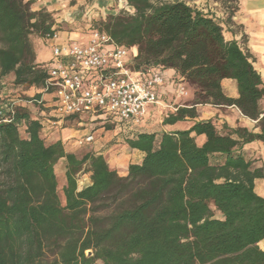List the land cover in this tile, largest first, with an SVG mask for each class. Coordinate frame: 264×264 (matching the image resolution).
Returning a JSON list of instances; mask_svg holds the SVG:
<instances>
[{"label":"trees","instance_id":"16d2710c","mask_svg":"<svg viewBox=\"0 0 264 264\" xmlns=\"http://www.w3.org/2000/svg\"><path fill=\"white\" fill-rule=\"evenodd\" d=\"M126 2L133 13L109 14L93 28L137 49L132 69L172 68L193 86V102L165 123L198 117L199 104L235 105L258 120L260 132L221 131L213 119L173 132L140 131L124 141L145 156L121 175L102 153L47 143L42 119L27 106L3 107L0 264H264V196L255 190L264 170L242 151L264 141V80L253 54L226 39L219 18L184 0ZM55 25L54 12L33 10L31 0H0V77L46 88L47 63L37 61L33 37L57 32ZM225 78L236 81L237 97L226 94ZM43 92L23 99L38 105ZM198 135L206 137L202 144ZM62 158L65 203L55 171ZM83 173L91 180L80 187Z\"/></svg>","mask_w":264,"mask_h":264},{"label":"crops","instance_id":"0c3cea01","mask_svg":"<svg viewBox=\"0 0 264 264\" xmlns=\"http://www.w3.org/2000/svg\"><path fill=\"white\" fill-rule=\"evenodd\" d=\"M33 10L47 9L54 12L56 18L55 27H59L58 34L59 40L55 43H65L68 40L79 39L78 32L72 31L66 28L63 21L67 20L63 15L64 6L68 3V0H31ZM187 3L191 4L190 1ZM217 3V0H216ZM198 9L207 12V8L199 7ZM224 14V12H222ZM219 16L218 14L216 15ZM224 26V35L226 39H237L240 44L247 50H249L254 57V65L256 69L261 73L264 80V0H239L238 7L234 14L231 16L229 28ZM236 27V28H235ZM83 38H88L83 37ZM37 53V61L39 63H49L52 61L53 43H50L45 38L33 37ZM51 47V49H50ZM135 55V54H134ZM166 75V82L159 88L160 103L151 106L145 116L142 124L146 126H158V130H146L147 132H173L181 129H187L196 120L213 119L218 129L221 131H228L229 129L239 126L247 127L254 132H260V125L258 120L251 119L245 116L240 109L235 105H213V104H199L197 105L198 117L191 119L186 117L183 120L176 121L174 123H165V118L174 113L173 105L186 106L180 102V86H185V82L180 78L175 69L167 68L164 70ZM12 80L15 75L10 74ZM222 85L227 95L231 97L238 96L237 83L232 78H225L222 80ZM26 92H34L32 95L42 91V89L35 86L25 87ZM188 91V90H187ZM189 94V93H188ZM51 95L48 93H42L41 105L34 102H23L22 99H18L16 102L20 105L27 106L31 112L32 117L38 118L37 113L44 114L47 111ZM261 105L264 110V98L261 100ZM263 115V114H262ZM45 124V123H44ZM88 130V129H87ZM68 132V131H67ZM66 131L59 130V126L49 125L46 128L44 125L41 135L47 143L62 140L67 151V145L75 146L73 143L66 142L68 134ZM80 130H73L71 134L78 137ZM112 135L107 133L104 136L96 132L95 140L85 145L86 152L93 151L95 153H102L108 160L110 166L118 170L121 175H126L130 163H139L143 160L145 153L141 150L131 148L126 142L125 144L114 143L111 140ZM198 143L202 144L206 137L205 135H198ZM118 141H121V137H117ZM242 151L247 159L252 160L253 167L263 168L264 170V141L254 140L244 144ZM66 161L64 158L60 159ZM90 177L87 184L90 183ZM86 184V185H87ZM85 185V186H86ZM255 190L258 194L264 196V177L256 178ZM259 246L264 250V239L259 242Z\"/></svg>","mask_w":264,"mask_h":264},{"label":"built area","instance_id":"2783aa9c","mask_svg":"<svg viewBox=\"0 0 264 264\" xmlns=\"http://www.w3.org/2000/svg\"><path fill=\"white\" fill-rule=\"evenodd\" d=\"M45 39L53 43L54 54L47 63V86L42 89L51 95L52 112L58 118L52 123L87 116L92 121L110 117L123 126H136L151 106L160 103L159 88L167 80L165 69H132L130 55H137L135 47L120 45L109 33L93 27L86 39L55 43L58 31ZM180 94H188L183 85ZM172 109L175 112L178 106ZM94 140L95 133L88 131L84 137H76L74 144L83 146Z\"/></svg>","mask_w":264,"mask_h":264},{"label":"rangeland","instance_id":"374dc122","mask_svg":"<svg viewBox=\"0 0 264 264\" xmlns=\"http://www.w3.org/2000/svg\"><path fill=\"white\" fill-rule=\"evenodd\" d=\"M186 2L190 1V5L198 8L203 7L208 9V13H211L215 17L218 14L219 18L222 21V24H225V27L229 28V23L231 21L230 13L235 8L238 7L239 0H184ZM64 17L67 19L63 21V24L66 28L78 32L81 38L88 37L92 27H98V22L101 19L106 18L109 14H117L119 12H128L133 13L134 8L127 4L126 0H68V3L64 6V10L62 11ZM224 12V14H222ZM224 27V26H223ZM236 28V27H235ZM230 29V28H229ZM51 49V47H50ZM130 59L132 61L133 57L130 55ZM185 88L188 90L189 94H182L180 98V102L186 105H190L194 100V88L193 86L184 81ZM26 88L23 86H16L14 84V80H12L11 76L0 77V106L5 107L10 104H18L16 101L18 99H22L23 102H31L33 101L23 99L24 96H33L32 92H26ZM45 93V92H44ZM49 94V93H48ZM49 103L47 111L44 114L37 113L42 121L46 124V128L49 125L59 126V130L68 131V139L66 142H70L74 144V140L76 136L71 134L73 130H80L78 133V138L84 137L87 135L88 131L96 132L98 134H102L103 136L107 133L111 134L113 138L110 141L115 139L114 143L125 144L124 140L126 137H131L134 134L140 131L146 130H158V126H146L145 124H140L136 126H123L121 123L118 124L117 121H113L112 118H95V120H90L87 116L84 117H65L59 123H52L53 121L58 120L57 117L54 116L51 108V100ZM42 103H40L41 105ZM51 120V122L49 121ZM44 124V125H45ZM88 129V130H87ZM157 133H160L157 131ZM22 136H27L25 129L21 128ZM121 137V141H118L117 137ZM86 145V144H85ZM85 145L83 146H71L67 145V149L71 152H75L78 155H83L86 153ZM64 160H59L55 165V171L58 177V190L59 195L63 203H65V195L63 192V186L66 183V165ZM89 173H83L79 177V186L84 187L89 181ZM216 216L221 217L222 214L219 211H216ZM97 264H103L102 261L98 260Z\"/></svg>","mask_w":264,"mask_h":264},{"label":"water","instance_id":"95a60500","mask_svg":"<svg viewBox=\"0 0 264 264\" xmlns=\"http://www.w3.org/2000/svg\"><path fill=\"white\" fill-rule=\"evenodd\" d=\"M88 254H91V251L90 250L88 251Z\"/></svg>","mask_w":264,"mask_h":264}]
</instances>
